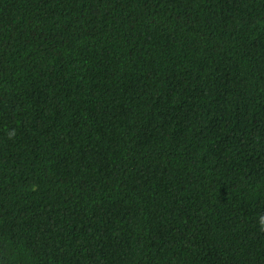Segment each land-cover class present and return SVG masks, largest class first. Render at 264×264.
Here are the masks:
<instances>
[{"label": "trees", "instance_id": "16d2710c", "mask_svg": "<svg viewBox=\"0 0 264 264\" xmlns=\"http://www.w3.org/2000/svg\"><path fill=\"white\" fill-rule=\"evenodd\" d=\"M264 0H0V264H264Z\"/></svg>", "mask_w": 264, "mask_h": 264}, {"label": "clouds", "instance_id": "9594fccd", "mask_svg": "<svg viewBox=\"0 0 264 264\" xmlns=\"http://www.w3.org/2000/svg\"><path fill=\"white\" fill-rule=\"evenodd\" d=\"M259 223L261 224V226H264V216H261L259 218Z\"/></svg>", "mask_w": 264, "mask_h": 264}]
</instances>
